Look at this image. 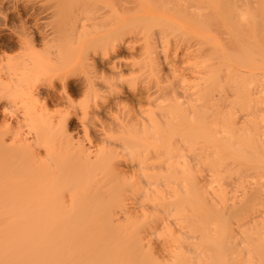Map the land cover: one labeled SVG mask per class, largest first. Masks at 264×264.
I'll use <instances>...</instances> for the list:
<instances>
[{
  "label": "bare ground",
  "instance_id": "bare-ground-1",
  "mask_svg": "<svg viewBox=\"0 0 264 264\" xmlns=\"http://www.w3.org/2000/svg\"><path fill=\"white\" fill-rule=\"evenodd\" d=\"M72 2L74 68L49 49L45 73L39 57L0 62V264H264V0ZM131 36L140 60L117 61ZM172 44L188 66L165 84ZM77 68L101 137L90 148L36 108L43 84L67 88ZM139 85L141 123L123 111ZM26 127L35 144L9 142Z\"/></svg>",
  "mask_w": 264,
  "mask_h": 264
},
{
  "label": "rangeland",
  "instance_id": "rangeland-1",
  "mask_svg": "<svg viewBox=\"0 0 264 264\" xmlns=\"http://www.w3.org/2000/svg\"><path fill=\"white\" fill-rule=\"evenodd\" d=\"M72 1L73 0H0V62H6V59H9L21 63L22 60H29V56H31L34 63L36 61L34 59L39 57L40 69L45 73L46 68L42 62L48 65L49 57L46 52L49 49L54 54L51 55V57L57 58V62L53 60V64L68 66L70 69L74 68L76 56L84 46L79 45L78 37L80 34L78 32H72L74 29H72L69 23V19L72 16L70 11L73 9L72 7L75 6ZM111 20L112 23L116 22L115 20L113 21V18H110V25ZM110 25L108 26L109 28L106 27V31L110 29ZM45 34H53L57 40L46 43L44 39ZM131 37H128L131 43L127 41V44H123V48L121 47L119 49V53L117 54L119 58L117 57V61L133 62L140 60L139 47L141 44L138 42L139 37ZM32 42L35 47L33 50H30L28 49V45ZM131 46L133 47L130 48ZM170 47L168 54L163 52L160 57L162 70L160 77L165 84L172 81L171 78L174 65L175 69L178 67L177 70L180 72L183 67L188 66V58L184 55V49L177 48L174 44H172L171 48ZM185 60L186 64L184 63ZM5 62L2 64H5ZM101 69H103V67ZM104 69H106L105 74L111 73L109 68L105 67ZM36 70L37 69H34V72ZM30 74H33V72ZM16 78L18 77L16 76ZM64 86L55 79L54 84H43L40 90L41 95L39 97L36 95L39 100L36 104V108L37 110H41L46 102L48 117H51V119L53 118L54 122L60 124L62 121H66L64 123H67L68 130L75 136V141H80L87 148H90V146L96 145V142L101 137L100 133H94L90 131V129L88 130L89 135L87 134L84 115L81 112L82 110H80L81 107L80 109L78 108V106H81L82 101L85 100L84 74L77 68L72 74L67 85L68 87L66 88L65 84ZM140 88V85L136 87V90H134L133 87L130 89L127 88L128 93L125 95L126 101L123 106V111L131 112L135 115L137 121L141 123L146 122L145 120L148 118L149 108L151 107L146 105V102H140L135 99L134 92L139 93ZM178 91L181 93V89ZM21 94L25 100L18 103L13 112L14 114L8 115L6 118L9 126H14L17 117H22L25 109H29L27 103L30 101V99H28L30 95L27 94L26 91ZM44 98L47 100L44 101ZM3 106L4 103L0 101V123L5 119L3 115ZM114 115H117V113L115 112ZM101 117L108 124L112 123V117L108 114L102 113ZM13 137L12 134L8 137L10 140L9 142L26 140L27 143L35 144L34 134L33 132L30 133L28 127L24 129L23 134L15 137V139ZM90 151L91 155L94 156L96 148L90 149Z\"/></svg>",
  "mask_w": 264,
  "mask_h": 264
}]
</instances>
